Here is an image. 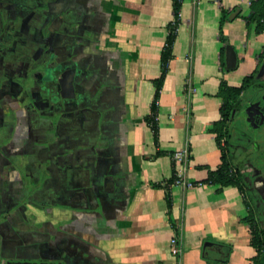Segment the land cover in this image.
Masks as SVG:
<instances>
[{
	"label": "crops",
	"instance_id": "1",
	"mask_svg": "<svg viewBox=\"0 0 264 264\" xmlns=\"http://www.w3.org/2000/svg\"><path fill=\"white\" fill-rule=\"evenodd\" d=\"M253 1H181L155 112L174 0H0V264H253L245 195L208 182L224 153L233 165L221 93L264 66ZM33 60L53 114L8 77ZM206 241L229 261L205 260Z\"/></svg>",
	"mask_w": 264,
	"mask_h": 264
},
{
	"label": "flooded vegetation",
	"instance_id": "2",
	"mask_svg": "<svg viewBox=\"0 0 264 264\" xmlns=\"http://www.w3.org/2000/svg\"><path fill=\"white\" fill-rule=\"evenodd\" d=\"M9 74L10 80L22 81L26 94L32 100V106L38 108L39 114L45 113L41 108L50 105L48 114L55 112L51 101L44 95L41 98V63L28 61L26 68H18ZM257 72L255 82L241 94L231 117L230 159L234 173L247 190L256 217L264 226V73ZM39 86L38 91L33 90ZM18 88V86H16ZM47 103V104H45ZM37 112V110H36Z\"/></svg>",
	"mask_w": 264,
	"mask_h": 264
},
{
	"label": "trees",
	"instance_id": "3",
	"mask_svg": "<svg viewBox=\"0 0 264 264\" xmlns=\"http://www.w3.org/2000/svg\"><path fill=\"white\" fill-rule=\"evenodd\" d=\"M182 2L181 0H174V13H175V22L170 25V34L167 40V46L165 47L162 55V63H163V75L157 81V93H156V101L153 104V111H157L156 102L160 97V93L163 87L164 77L166 75L167 66L169 60L172 58V48L176 41V31L180 22V14H181ZM252 14L250 16L251 24L257 25L258 32H264V0H255L251 4ZM222 39L226 41L227 39L223 35V28L221 27ZM256 74L246 77L240 87H225L222 91V96L224 98V103L222 106V115L224 121L227 122L230 120V117L233 111L238 108L237 101L239 100L241 94L247 91L252 84L255 82ZM155 131H157L156 124L150 120ZM223 135L217 136V139L221 142ZM227 153H224L222 156L223 163L221 167L210 174L208 182H213L216 184H221L222 186H235L240 190L243 188V183L239 177L234 173V166L230 164L227 159ZM168 207L171 212L172 202L170 198L168 199ZM249 221V219H248ZM252 231V246L257 250L258 254L253 260V264H264V230L260 231L258 227L251 226Z\"/></svg>",
	"mask_w": 264,
	"mask_h": 264
},
{
	"label": "water",
	"instance_id": "4",
	"mask_svg": "<svg viewBox=\"0 0 264 264\" xmlns=\"http://www.w3.org/2000/svg\"><path fill=\"white\" fill-rule=\"evenodd\" d=\"M226 62L229 70H234L238 66V54L235 48L227 43L226 47ZM264 73V66L260 71L259 76ZM232 248L229 245L216 243L213 241H206L203 246V258L209 261H217L220 263H227L231 255Z\"/></svg>",
	"mask_w": 264,
	"mask_h": 264
},
{
	"label": "built area",
	"instance_id": "5",
	"mask_svg": "<svg viewBox=\"0 0 264 264\" xmlns=\"http://www.w3.org/2000/svg\"><path fill=\"white\" fill-rule=\"evenodd\" d=\"M222 143L224 144V142ZM189 158H190V149L188 146H185L183 149H181L180 151H177L174 154V160L177 163H188ZM173 184L176 186L184 187V188H191L194 186V183L191 182L189 179H187L183 172H179V175L175 177ZM171 244H172V253L174 255H181L182 254V241L177 236H175L172 239Z\"/></svg>",
	"mask_w": 264,
	"mask_h": 264
},
{
	"label": "rangeland",
	"instance_id": "6",
	"mask_svg": "<svg viewBox=\"0 0 264 264\" xmlns=\"http://www.w3.org/2000/svg\"><path fill=\"white\" fill-rule=\"evenodd\" d=\"M262 65H264V64H262ZM227 127H228V129H231L232 121L231 122L228 121ZM230 151H231V148L229 147V152ZM230 157H232V156H230ZM242 192L245 195V198H246L247 203L249 205L250 216H249V221L248 222L250 223L251 226L258 227V229L260 231H263L264 230V226L261 224L260 220L256 217V213H255V211L253 209V206H252L251 201H250V199L248 197V194H247V190L245 189L244 186L242 188Z\"/></svg>",
	"mask_w": 264,
	"mask_h": 264
}]
</instances>
